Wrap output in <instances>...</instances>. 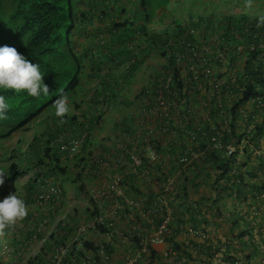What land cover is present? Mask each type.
<instances>
[{
  "label": "trees",
  "instance_id": "trees-1",
  "mask_svg": "<svg viewBox=\"0 0 264 264\" xmlns=\"http://www.w3.org/2000/svg\"><path fill=\"white\" fill-rule=\"evenodd\" d=\"M91 1L90 9H79L76 14L72 0H14L12 10L2 9L0 0V47H14L31 63L39 64L50 93L40 98L13 91L3 93L12 110L8 119L0 121V146L14 135L19 138L9 153L0 152V178L4 181L0 187L16 183L22 175L33 174L26 183L28 215L0 232V264H53L55 257L64 249L69 251V247L65 263L72 257L75 261L80 259L88 251L98 257V249L89 238L84 241L85 249L75 250L73 241L84 215L70 208L64 188L61 198L49 194L44 199L47 179L62 176L64 182L75 183L77 195H88L86 180L90 183L94 178L85 180L83 163L97 169L106 167L105 176L113 178L120 170L115 153L122 155L127 149L139 153L150 145L168 155L156 161L154 167L160 177L176 176L173 199L186 198L190 221L195 224L202 217L212 224L222 219L228 236L227 261L241 264L243 255L245 264H264V247L256 241L257 236L264 234V108L252 103L264 91V59L257 57L264 52V0H156L152 8L147 5L151 0ZM82 3L85 4L81 0L78 5L82 7ZM91 17L99 20L101 26L106 25L108 34L100 35L95 42L87 39L82 48L84 54H79V39L89 35L82 24ZM246 29L250 32L245 34ZM228 39L237 44L246 40L243 55L248 59L244 74H239L230 87L232 109H221L217 100L222 98L225 102V94H206L203 104L199 102L200 92L183 90L184 65L178 55H189L196 46L215 49L217 41L224 44ZM253 43L261 47L251 51L249 44ZM214 65L216 73L220 65ZM169 77L171 90L177 94L180 91L189 103V110L182 111L187 116L185 130L203 127L210 133L213 127L223 129L225 144L233 143L238 148L233 156L209 150L206 158L189 165L179 162L190 143L178 120L168 121L153 113L161 103L158 84ZM209 82L205 79L203 86L210 87ZM61 93L69 97L72 105L64 124L54 116L52 107ZM192 96L194 101H190ZM46 110L47 120L40 122ZM200 115L209 117L200 120ZM165 126L169 132L163 134ZM21 131L33 134L32 138L26 141ZM96 132L100 135L95 138L92 134ZM86 133L89 135L79 155L59 146ZM198 138L195 150L210 146L208 139ZM127 139L133 146H126ZM143 168H150L148 160ZM202 173L206 175L207 187L200 192L202 186L196 181ZM138 179L139 176L129 174L121 185L128 193L141 194L136 185ZM190 181L200 192L198 198L189 195ZM6 193L8 190L0 189V197ZM162 193L160 190L158 194ZM155 195L151 192L145 196L148 198L144 211ZM89 203L86 213L92 221L102 212L99 205ZM99 228L106 234L107 229ZM134 241L138 245L140 239ZM232 247L235 256L230 252ZM106 248L108 253L110 247ZM194 250L195 256L200 255L198 247ZM220 250L216 249V254ZM205 262L212 264L210 260Z\"/></svg>",
  "mask_w": 264,
  "mask_h": 264
},
{
  "label": "built area",
  "instance_id": "built-area-1",
  "mask_svg": "<svg viewBox=\"0 0 264 264\" xmlns=\"http://www.w3.org/2000/svg\"><path fill=\"white\" fill-rule=\"evenodd\" d=\"M230 41L231 40L228 39V42H225L224 44H220L217 41L216 47H214L215 49H208L207 46L202 48L196 46L190 49L189 55H178V59L184 65L183 69L181 70V75L185 83L183 90L188 92L189 89H191V91L200 92L202 96L200 97L199 102L202 101L203 104H205V102H203V97L206 94H210L211 96H220L223 93L228 98L225 102L222 98L217 100V103L221 109L226 107L229 109L233 107L231 96L233 91L230 92V87L233 86V81L236 77H238L239 74H244V69L239 67L241 52L244 49V45H234L232 41ZM233 45L235 47L234 50L232 49ZM250 45L251 51L255 50L257 47H261V45L257 46L254 43ZM257 57H259V59H264V52L258 54ZM214 64L218 66L220 65L216 73L213 72L212 68V65L215 66ZM171 78L172 77H169L167 81L161 80L159 82L157 88L161 103L159 107L153 109V113L160 117L163 116L164 118L168 119V121L174 119H176V121L178 120L177 124H179L180 129L186 136L188 143H190L187 146L184 156L179 160V162L185 164V166L189 165L194 160L206 158L209 150L224 153L226 156H233L237 152L238 148L233 143L225 144L223 141V129L213 127L212 131L209 133L206 129H203V127L198 128L195 126L197 130L193 129L192 127H190L189 130H185V127L187 126V116H184L182 111L189 110L186 108L189 103L187 102L186 98L180 95V91L179 94H177L171 90V87H173L171 86ZM205 79L210 80V87L203 86ZM166 98L167 100H165ZM190 101H194L193 96L190 97ZM252 103H257L259 107L264 108V91L260 96L253 99ZM226 111L221 112L220 116H223ZM208 117L209 116L200 115V120ZM227 120L228 119H225L226 122ZM198 125H200V122H198ZM167 132H169V128L166 126L162 127V133L166 134ZM199 132L201 134H199ZM198 137H202V139H208L210 146L204 150H195L194 145L198 144ZM262 138L264 140V135ZM80 146L81 141L76 140L73 142L71 150L78 151ZM126 146H133V143L130 139H127ZM257 154H259V152ZM165 156L168 157L167 154H163L159 149H156L151 145L139 153H137L136 149L132 151L127 149L125 154H122L115 159V161L119 160L118 168L120 169L119 173L115 175V177L107 178L105 176L104 170L106 167L91 172V174L97 177L99 181L93 185L92 189H88V195L86 196L89 202L91 201L95 204H100L104 201L116 200L115 205L117 210H115V215H119L120 217H122V214L128 217L133 216V208L138 207L139 205H142L141 209L144 210L143 206L147 201V197L145 196L139 198L140 200L132 199L128 202V207L130 208L127 207V212H124V204H122L121 201H118V199L124 195V189L123 185H121V182L125 177H127V175L133 174L139 176L140 180L154 185L157 188V191H159L157 194L160 193V190H163L161 195L158 194L155 196L149 209L144 211L145 214H150L155 218L158 217L159 224H151V227L148 229L144 228L140 222L136 224V226L131 231V237L133 241L135 238L140 239L138 244V253L132 258H128L123 264H141V260L144 261L145 256L151 254V248L155 244L167 243L169 239L168 236L171 233V227L176 221L174 208L170 203L171 200L173 201L176 176L169 175L168 177H160L157 171L153 168L155 162ZM145 160H148L149 162L150 168L148 169L143 168ZM86 173H88V171ZM44 189V199H47V197L50 195H55L56 197L60 198L63 191L58 185L55 184H48L47 189ZM167 193H169L168 196H166ZM99 227H104L107 229L106 234L101 233ZM91 231L97 233L98 235H112L117 233L115 222L106 217L104 214H100L89 223L81 224L79 226L73 241L76 245V251H82L85 249L84 241H87V235ZM188 233L200 239L201 241H204L206 238V234L201 230H195L191 228L188 229ZM168 243L169 247L163 253L164 263L186 264L184 259L180 258L178 253L175 252L174 242L168 241ZM95 246L96 249H98V257L94 255L93 251H88L84 256H81L80 259L75 261V257H72L70 261L65 263L64 257L71 250V247H69V251L68 249H64L62 250L61 255H57L55 257V262L53 264H99L105 262L108 259L106 248L108 245L106 243H100ZM192 254L196 255V251L194 249L192 250ZM98 259L99 261H97Z\"/></svg>",
  "mask_w": 264,
  "mask_h": 264
},
{
  "label": "crops",
  "instance_id": "crops-1",
  "mask_svg": "<svg viewBox=\"0 0 264 264\" xmlns=\"http://www.w3.org/2000/svg\"><path fill=\"white\" fill-rule=\"evenodd\" d=\"M92 4V3H91ZM112 66V65H111ZM201 168V167H200ZM199 168V169H200ZM196 169L195 171H197ZM205 173H202L199 178H197L196 185L201 184L200 192L205 190L206 186V177ZM137 187L142 192L141 194L128 193L124 190L123 197L119 198L118 201H121L124 204L123 209L125 210L129 205L128 202L132 199L140 200L139 198L143 196H148L151 192L157 194V188L149 184L146 181L138 179ZM184 182V181H183ZM191 181L189 182V195L191 194V198H198L200 192L195 191V186H191ZM182 185V184H181ZM183 186V185H182ZM140 195V196H139ZM143 195V196H142ZM86 195H80V199H75L74 202L70 203V208L78 209V213H82V223L86 224L90 221L88 220L89 213H86L89 210V201L88 204L85 203L83 199H85ZM156 196V195H155ZM154 196V198H155ZM148 198V197H147ZM154 200V199H153ZM179 200V199H178ZM174 200L171 201V205H173L176 221L172 225L171 233L169 234V238L174 242V250L180 258H183L186 264H206L205 261L210 260L212 264H230L227 261L225 253H228L229 248L227 247L228 236L226 235V229L223 227V222L221 218H218L212 224H207L206 220L201 219L202 217H198V220L195 224L190 221V215H188L187 211V200L185 197H182L180 201ZM153 202V201H152ZM116 200L115 201H104L103 203L96 204L101 207V212L109 219L115 222V228L117 233L112 235H98L94 232H89L87 235L88 241L94 243L95 245L100 243H106L110 248L108 252V259L105 262L99 264H123L128 258L134 257L138 253V245L135 241H133L131 237V231L136 226L139 221L143 225L144 228H150L151 224H158L154 216L145 214L144 210L141 209L142 205L133 208L134 215L128 217L122 214V217L119 215H115L116 209ZM130 208V207H128ZM93 209V208H92ZM120 211V210H119ZM121 212V211H120ZM203 214V213H202ZM86 216V217H85ZM138 219V220H137ZM219 223V224H218ZM146 224V225H144ZM219 225V226H218ZM202 229L206 232L208 236V241L206 243L201 241L200 239L192 236L188 233V229ZM220 231H223L222 235H220ZM155 244L152 249L154 251V255H147L144 258V261L141 260V264H165L163 261V253L169 247V243ZM198 247L201 251L200 255L195 256L192 254V250ZM207 247H212L211 250H208ZM216 249H221L218 254H216ZM232 255H236L235 248L232 247L230 250ZM221 258L219 262H215L216 259Z\"/></svg>",
  "mask_w": 264,
  "mask_h": 264
},
{
  "label": "clouds",
  "instance_id": "clouds-1",
  "mask_svg": "<svg viewBox=\"0 0 264 264\" xmlns=\"http://www.w3.org/2000/svg\"><path fill=\"white\" fill-rule=\"evenodd\" d=\"M249 32L250 29H246L244 33L246 34ZM254 38L256 39L258 37L254 36ZM243 42L246 43V40H243ZM232 43L234 45L237 44L233 41ZM234 45L233 48H235ZM243 52L244 51L241 52V55H243ZM247 59L248 58L245 55L241 56L240 64L242 63L243 67ZM43 81L44 74L42 73L39 64L31 63L29 59H27L24 55L20 54L14 47H0V121L8 119V113L12 110V106L8 103L3 93L7 91H13L17 94L25 93L28 97L32 98H40L41 96L47 97L50 94L49 88ZM52 107L54 108V116L58 118L60 124H64L65 117L71 111L69 97L64 93H61L58 98L54 101ZM48 114V110H46L45 114L40 116V122H42L43 120H47L46 117ZM88 135L89 133L82 134L80 138L74 139L68 144H64L63 142H61L59 146L61 147V149H66L70 152L75 153V155H79L82 152L85 140ZM92 135L96 138L98 135H100V133L96 132ZM76 140L81 141V146L78 151H72V144ZM120 155V152L114 154L115 157H118ZM90 166L92 167L91 164H87L85 167L82 166L81 169H83L82 173L85 174V180L88 178H94V180L90 182L92 183V185H94L99 180L97 179V177L93 176L91 172L99 169L93 167V169H91ZM154 169L156 170L155 167ZM87 171L88 173H86ZM2 175L3 174L0 173V177H2ZM47 180L48 184L58 185L64 191L61 183H55L52 181L51 178H48ZM19 181L5 188L0 187L1 191L8 190V193L0 197V232L5 229L11 228L18 221H22L28 215V207L25 203V197L27 196V193L26 195H22L21 193H19L20 190L17 188L18 186L16 187V184ZM3 182V179L0 178V185H2Z\"/></svg>",
  "mask_w": 264,
  "mask_h": 264
},
{
  "label": "rangeland",
  "instance_id": "rangeland-1",
  "mask_svg": "<svg viewBox=\"0 0 264 264\" xmlns=\"http://www.w3.org/2000/svg\"><path fill=\"white\" fill-rule=\"evenodd\" d=\"M79 1H81V0H72V2H73V9H74V11H76V14H79V9H90L91 8V6L89 5V4H91L92 3V1L91 0H83L84 2H85V4L84 3H82L81 5H83L82 7H80L79 5H78V3H79ZM95 2H97V3H99L100 2V0H94ZM148 3H147V5L150 7V8H152V7H154L155 6V3H156V0H151V1H147ZM3 4H4V7L2 8V9H5L6 7H7V9H13L14 8V0H3ZM10 10V11H11ZM90 21V22H89ZM83 25V27H85V29H87V31H88V34L89 35H87V36H85V39H83L84 37H82V38H80L79 39V43H80V46L78 47V48H76V50H77V52L79 53V54H81V53H83L84 52V50L82 49L84 46H85V44H86V42H87V39H90V40H92L93 42H95L96 41V39L98 38V37H100V35H102V34H105V33H107L108 34V30L106 31V29H107V26L106 25H103V26H101V23L99 22V20H93V17H91L88 21H86V23L85 24H82ZM94 28H97V29H101L102 31H97L96 29H94ZM62 32L64 33V35H65V32H66V28H63L62 29ZM84 54V53H83ZM82 54V55H83ZM93 54L95 55V56H97V54L95 53V52H93ZM155 58V57H154ZM153 60V59H152ZM239 67H241V68H243V64L241 63L240 65H239ZM70 103V102H69ZM70 106H71V108H72V105L70 104ZM43 122H44V120H43ZM21 134L22 135H25L26 136V141H29L31 138H32V136H33V134H31V133H29V132H22L21 131ZM18 138H19V135H14L13 137H11L10 139H8V140H6L5 141V143H4V145L3 146H0V152H4V153H9L10 152V150L16 145V143H17V141H18ZM25 139H24V141H25ZM86 164L87 163H83L82 164V166H86ZM47 167H45V169H46ZM33 173L31 172V173H28V175L26 174V175H22L21 177H20V181L16 184V187L20 190V192L19 193H21L22 195H26V193H27V185H26V183H27V181H28V179L29 178H31V175H32ZM51 179H52V181L53 182H55V183H61V185H63L64 187V189H66V192H67V198L70 200V203H72V202H74L75 201V199H80L79 197H80V195H82V194H80V195H77V193H75V183H71V181L70 182H64V180H63V177L62 176H59V175H57V176H52V177H50ZM91 181V180H90ZM86 184H87V187L89 188V189H92L93 188V185H92V183H88L87 181H86ZM30 194V193H29ZM19 197V196H18ZM21 198V197H20ZM84 201H85V203L86 204H88V198H87V196H85V199H83ZM29 204V203H28ZM260 221H262V220H260ZM259 221V222H260ZM264 225V224H263ZM264 230V229H263ZM222 233H223V231H220V235H222ZM264 233V232H263ZM256 241H259V245H261V246H263L264 247V234H263V236H257V238H256ZM258 244V243H257ZM221 260V258H218V259H216V263L217 262H219ZM244 260H245V258H244V256L242 255V256H240V261L242 262L241 264H245L244 263ZM222 261V260H221Z\"/></svg>",
  "mask_w": 264,
  "mask_h": 264
}]
</instances>
